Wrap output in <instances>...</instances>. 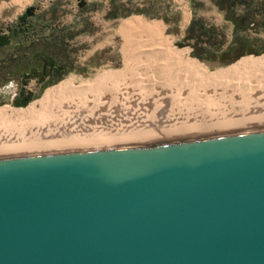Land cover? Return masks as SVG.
Masks as SVG:
<instances>
[{
  "label": "water",
  "instance_id": "water-1",
  "mask_svg": "<svg viewBox=\"0 0 264 264\" xmlns=\"http://www.w3.org/2000/svg\"><path fill=\"white\" fill-rule=\"evenodd\" d=\"M0 264H264V131L0 160Z\"/></svg>",
  "mask_w": 264,
  "mask_h": 264
},
{
  "label": "bare ground",
  "instance_id": "bare-ground-1",
  "mask_svg": "<svg viewBox=\"0 0 264 264\" xmlns=\"http://www.w3.org/2000/svg\"><path fill=\"white\" fill-rule=\"evenodd\" d=\"M121 30L139 39L127 44L121 72L89 84L68 80L24 109L0 108V160L264 131V66L195 74L144 20H127Z\"/></svg>",
  "mask_w": 264,
  "mask_h": 264
},
{
  "label": "rangeland",
  "instance_id": "rangeland-1",
  "mask_svg": "<svg viewBox=\"0 0 264 264\" xmlns=\"http://www.w3.org/2000/svg\"><path fill=\"white\" fill-rule=\"evenodd\" d=\"M260 4L264 6V0ZM29 6L38 8L29 40L16 41L0 50V88H5L0 92V108H26L12 102L23 88V77L42 67L43 59L48 57L57 58L67 74L62 80L43 86L30 81L27 91L37 97L29 105L68 80L89 84L105 71L121 72L127 44L139 45V39L129 37L132 35L127 29L121 30L125 21L134 18L157 28L159 39L169 42V53L191 61L195 74L216 75L240 66H264L263 8L256 11H262L258 12L260 15L243 25L242 16L254 10L250 12L241 5L226 13L219 10L214 0H30L20 5L13 0H0V33ZM193 21L210 40L203 37L204 42H200L196 34L188 38L187 30ZM196 48L202 50L203 59L194 55Z\"/></svg>",
  "mask_w": 264,
  "mask_h": 264
},
{
  "label": "trees",
  "instance_id": "trees-1",
  "mask_svg": "<svg viewBox=\"0 0 264 264\" xmlns=\"http://www.w3.org/2000/svg\"><path fill=\"white\" fill-rule=\"evenodd\" d=\"M214 1L216 6L219 8V10L226 13H232V11H234L238 6L241 5L250 12H253L254 10L253 13L247 15L245 14L242 16L244 20V23H242L243 25H245V22L261 14L262 11H258L260 12V14L256 12L258 9L260 10L262 8L264 9V6H262L261 4L259 5V3H262L263 0H214ZM81 6L84 7L85 5H83L82 3ZM37 12H38L37 7L29 6L12 25L7 27L6 31L0 33V50L9 48L16 41L29 40L28 38L35 30L34 22L37 18ZM112 19L115 20L117 18H112ZM197 25H198L197 21L196 22L193 21V23L190 24V27H188L187 30L188 38H194L193 36L196 34L195 36L197 37V39L200 42H204L201 40H203V37L208 38V36L205 35L204 33H201L199 28H197ZM238 35L239 33L237 34V36ZM237 36H236V40H237ZM243 39L244 38H240V40ZM194 55L199 57L200 59L204 58L202 54V50H199V48L195 49ZM62 68L63 67L58 62L57 58H54L53 56L43 59L42 67H40L39 69L34 68L28 75H25L23 77L24 78L23 88L17 94V96L15 97L12 103L16 107H27L37 97V95L34 94L33 92L27 91L26 87L29 84V82L34 80L37 81L40 84V86H43L44 84L50 81L62 80L67 74V71L66 70L63 71ZM4 89L0 88V92H2ZM0 96L2 95L0 94Z\"/></svg>",
  "mask_w": 264,
  "mask_h": 264
}]
</instances>
